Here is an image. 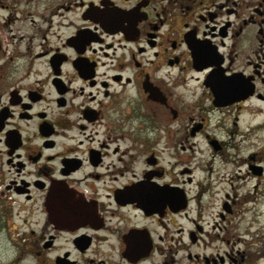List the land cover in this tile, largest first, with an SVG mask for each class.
Wrapping results in <instances>:
<instances>
[{
  "label": "flooded vegetation",
  "instance_id": "obj_1",
  "mask_svg": "<svg viewBox=\"0 0 264 264\" xmlns=\"http://www.w3.org/2000/svg\"><path fill=\"white\" fill-rule=\"evenodd\" d=\"M216 71L254 95L216 105ZM253 98L264 0L0 4V264H227L191 187L223 156L217 113Z\"/></svg>",
  "mask_w": 264,
  "mask_h": 264
},
{
  "label": "rangeland",
  "instance_id": "obj_2",
  "mask_svg": "<svg viewBox=\"0 0 264 264\" xmlns=\"http://www.w3.org/2000/svg\"><path fill=\"white\" fill-rule=\"evenodd\" d=\"M2 3L11 4V0H0ZM215 119L210 128L225 143L223 156L207 167L213 169L211 178L205 171H196L197 180L205 181L207 177L203 189L191 187L193 196L202 192L199 202H192V216L201 219L204 229L214 236L213 239L204 236L201 252L233 251L232 260L227 264H264L259 258L264 256V129H257L264 124V105L253 98L237 111L228 108L217 113ZM252 154H256L255 161L249 163L255 165V169L256 165L261 166V177L254 175L255 170L253 176L245 177L246 160ZM207 161L208 164L210 159ZM207 164L203 163V166ZM225 200L231 213H225V221H221L219 214L224 212ZM216 223L218 229L223 227L224 230H213ZM222 238L227 243H222Z\"/></svg>",
  "mask_w": 264,
  "mask_h": 264
},
{
  "label": "water",
  "instance_id": "obj_3",
  "mask_svg": "<svg viewBox=\"0 0 264 264\" xmlns=\"http://www.w3.org/2000/svg\"><path fill=\"white\" fill-rule=\"evenodd\" d=\"M212 92L215 104L221 107L252 97L255 86L250 80H243L239 75L225 77L216 71L212 76Z\"/></svg>",
  "mask_w": 264,
  "mask_h": 264
}]
</instances>
